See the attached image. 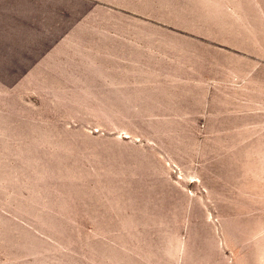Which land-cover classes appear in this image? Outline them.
Masks as SVG:
<instances>
[{"label":"rangeland","instance_id":"obj_1","mask_svg":"<svg viewBox=\"0 0 264 264\" xmlns=\"http://www.w3.org/2000/svg\"><path fill=\"white\" fill-rule=\"evenodd\" d=\"M141 1L148 5L136 10H145L151 34H223L241 63L257 64L248 79L260 97L253 111L264 117V13H215L214 0ZM254 6L264 10V0ZM7 36L15 34H0V264H201L215 254L217 235L237 258L239 224L248 246L264 238L256 236L264 226V150L247 153L241 198L226 196L234 183L177 187L164 164L174 161V139L191 136L175 128L203 119L164 117L157 102L144 105L148 117L118 119L92 117L98 113L86 104H54L14 85L20 72Z\"/></svg>","mask_w":264,"mask_h":264},{"label":"crops","instance_id":"obj_2","mask_svg":"<svg viewBox=\"0 0 264 264\" xmlns=\"http://www.w3.org/2000/svg\"><path fill=\"white\" fill-rule=\"evenodd\" d=\"M242 1L214 0L213 12L264 13L254 6L256 0ZM147 5L136 0H0V34H15L4 43L15 50L20 73L14 85L49 95L54 104H86L98 113L95 118L148 117L144 105L157 102L173 110L162 111L164 117L203 119L189 129L175 128L176 136L191 137L174 139V161L164 164L173 175L167 177L177 187L190 182L192 190L209 181L234 183L226 196L241 198L247 153L256 157L264 150V117L253 111L260 100L257 82L248 79V70L257 64L241 63L223 34H151L145 10H136ZM180 104H192L193 110ZM261 228L257 237L264 235ZM212 246L215 254L201 264H264V238L248 246L246 224L238 226L237 258L220 235ZM250 249L254 254L248 259L242 254Z\"/></svg>","mask_w":264,"mask_h":264}]
</instances>
